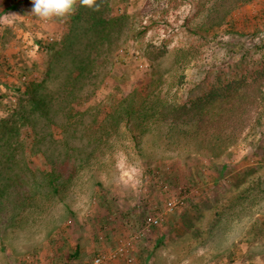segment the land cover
Here are the masks:
<instances>
[{
  "label": "rangeland",
  "instance_id": "obj_1",
  "mask_svg": "<svg viewBox=\"0 0 264 264\" xmlns=\"http://www.w3.org/2000/svg\"><path fill=\"white\" fill-rule=\"evenodd\" d=\"M97 3L98 11L77 4L70 17L41 20L32 0H0V264H264V161L253 152L264 119L255 140L240 135L229 150L236 164L218 176L220 159L180 136L189 126L144 127L140 148L101 131L109 93L166 98L188 65L180 50L192 45L200 64L224 60L223 50L169 37L170 14L140 36L165 0ZM121 14L129 17L92 28L91 17ZM203 15L193 12L191 25ZM231 20L236 33L262 31L264 0L239 6ZM187 69L189 81L201 70ZM30 81L47 104L33 116L20 107ZM52 171L55 185L61 174L68 180L62 200L47 184Z\"/></svg>",
  "mask_w": 264,
  "mask_h": 264
},
{
  "label": "trees",
  "instance_id": "obj_2",
  "mask_svg": "<svg viewBox=\"0 0 264 264\" xmlns=\"http://www.w3.org/2000/svg\"><path fill=\"white\" fill-rule=\"evenodd\" d=\"M202 1L207 0H165L161 15L153 14L157 15L155 19L143 26L139 34L143 36L151 27L168 23L165 16L170 14L169 37L178 32L195 37V42L199 43L197 49L206 47L212 55L217 50H223L224 60L218 62L217 57L214 56L212 61L206 60L200 64L201 61L190 52L192 45L187 50H180L178 62L184 61L182 64L184 67L186 63L188 65L173 78L169 86V95L163 99L143 94L137 95L136 89L128 94H117L118 96L109 93L105 101L103 100L104 117L101 131L107 136L116 135L118 138H121L120 134H122L140 148L137 140L140 138V131L145 130L144 127L167 126L178 130L179 127L189 126L193 133L187 135L184 132L180 136L186 135L190 140H195L201 151L209 152L213 158L220 159L218 176L225 169L236 164L237 161L231 162L229 150L240 135L245 134L246 138L255 140L257 128L262 127L264 29L246 35L234 32L235 23L231 20L232 12L253 0H214L206 8H202ZM185 6L188 10H181ZM197 9L204 12L203 22L201 25L194 26L191 25L190 18ZM128 17L129 15L126 14L109 20L91 17L95 22V24L92 22V28H96L99 24H119ZM229 35L231 38L227 39ZM167 41V39L161 40L162 45L160 44L159 48L156 47L159 52H166ZM200 41L204 45L201 46ZM126 54H129L128 49L118 56L119 62L123 63ZM256 56L260 59L255 58ZM153 61L155 60H151L154 64ZM195 63L201 70L197 72L196 79L189 81L187 68ZM79 70L82 72L83 68ZM39 87V84L30 81L20 90L27 96V99L23 101L25 106L20 105L21 108L29 105L27 115L33 116L47 109L44 97L38 94ZM258 135L260 137L256 140L253 152L256 151L259 159L264 161L263 132L260 130ZM96 147V145L91 147L93 149L89 150L88 159L93 157ZM86 148L89 147L86 146ZM77 164L69 166L68 171L72 168V175L82 165L80 161ZM53 173L54 171L48 175L50 179L47 184L51 188V194L58 195L62 200L61 195L68 187V180L61 174L59 177L63 178L62 182L55 185V180L58 178L53 179ZM62 173L65 175L64 169Z\"/></svg>",
  "mask_w": 264,
  "mask_h": 264
},
{
  "label": "clouds",
  "instance_id": "obj_3",
  "mask_svg": "<svg viewBox=\"0 0 264 264\" xmlns=\"http://www.w3.org/2000/svg\"><path fill=\"white\" fill-rule=\"evenodd\" d=\"M77 4L98 11L100 5L97 0H32L31 14L41 20L70 17Z\"/></svg>",
  "mask_w": 264,
  "mask_h": 264
},
{
  "label": "built area",
  "instance_id": "obj_4",
  "mask_svg": "<svg viewBox=\"0 0 264 264\" xmlns=\"http://www.w3.org/2000/svg\"><path fill=\"white\" fill-rule=\"evenodd\" d=\"M156 223H157L156 220L152 221V224H156ZM91 264H104V263H103L102 258L97 257V258L92 260Z\"/></svg>",
  "mask_w": 264,
  "mask_h": 264
}]
</instances>
